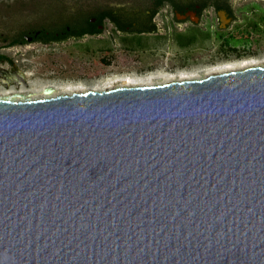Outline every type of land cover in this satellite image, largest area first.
I'll use <instances>...</instances> for the list:
<instances>
[{
  "label": "water",
  "instance_id": "1",
  "mask_svg": "<svg viewBox=\"0 0 264 264\" xmlns=\"http://www.w3.org/2000/svg\"><path fill=\"white\" fill-rule=\"evenodd\" d=\"M43 92L0 96V264H264V66Z\"/></svg>",
  "mask_w": 264,
  "mask_h": 264
},
{
  "label": "flooded vegetation",
  "instance_id": "2",
  "mask_svg": "<svg viewBox=\"0 0 264 264\" xmlns=\"http://www.w3.org/2000/svg\"><path fill=\"white\" fill-rule=\"evenodd\" d=\"M240 1L241 5L236 8L231 0H151L150 8L134 5L126 9L102 10L92 14L78 13L72 24L65 28L41 26L19 30L5 25L1 35L6 31L15 32L14 37H0V65L15 67L19 62L7 54V51L30 45L49 48L63 45L69 40L80 47L88 46L91 41L99 45L107 41L110 46L103 50L109 55L113 54L114 47L122 44L131 55L141 51L147 58L160 59L153 64H145L140 58L136 59L138 66L128 71L135 76L159 69L177 72L240 58L250 54L249 49L239 50L238 45H231L229 40L248 41V38H242L241 35L249 36L253 29L256 31V28L261 27L254 18L256 9L261 10L256 0ZM25 2L27 1L18 0L12 4L2 3L0 12L4 13V10ZM23 6L25 8V4ZM107 26L109 29L105 32ZM206 42H209L211 48L206 49ZM197 44L201 46L194 47ZM216 44L218 47L212 51V46ZM204 51L206 53L203 54ZM106 65H109V61ZM0 84L4 87L8 85L2 81Z\"/></svg>",
  "mask_w": 264,
  "mask_h": 264
},
{
  "label": "rangeland",
  "instance_id": "3",
  "mask_svg": "<svg viewBox=\"0 0 264 264\" xmlns=\"http://www.w3.org/2000/svg\"><path fill=\"white\" fill-rule=\"evenodd\" d=\"M18 0H0V4H12ZM31 1L20 4L0 12V33L4 32L5 25H10V28L26 30L28 28L50 26L53 28H61L71 25L74 17L78 13L92 14L102 10L111 9H126L131 6H147L151 7V0H20ZM234 7L241 5L240 0H231ZM260 5L261 10L256 9V23H260V28L252 30L247 40L230 39L231 45H238L239 50L248 48L250 54L240 58H230L226 61H219L215 64L200 65L192 68L181 69L177 72H168L159 69L155 72H147L145 74L135 76L128 73L129 70L138 66L136 59L144 61V63H158L159 58H147L143 52L139 51L131 55L125 49L124 45H118L113 48V54L109 55L103 48H108L110 44L106 41L105 44H97L90 42L88 46L80 47L74 41H67L60 46H40L30 45L18 50L5 51L7 54L19 62L13 67L8 64L0 65V68L12 72L20 71L25 78L26 86L19 84L15 88L10 84L4 87L0 84V96L9 93L36 94L33 98H44L43 95L37 94L44 88L50 87L55 90L54 95L59 93H72L67 89L83 88L84 92L88 90H104L106 84H111L114 81L138 80L167 77V80H173L175 76L187 75L190 77L199 73H207L211 69L223 68L230 66L232 70L241 69L242 64L246 62H255L256 64L264 63V0H256ZM25 4V8H23ZM25 9V11L23 10ZM238 14V13H237ZM239 16V14H238ZM15 26V27H13ZM109 27L107 26V32ZM15 30L6 31L0 37H14ZM200 40V39H199ZM200 43L201 40H200ZM206 49L211 48L209 42L205 43ZM201 46L197 44L194 47ZM204 46V45H202ZM101 47V48H100ZM218 45L212 46L214 51ZM215 48V49H214ZM241 48V49H240ZM102 49V50H101ZM159 50V49H157ZM196 52V51H195ZM199 52V51H197ZM206 51L203 52V54ZM21 54L22 56H18ZM153 59V60H152ZM159 60V61H158ZM109 61V65H106ZM240 65V66H239ZM193 75V76H192ZM208 76V75H206ZM204 76V77H206ZM172 78V79H169ZM198 79V77L192 79ZM41 89V90H40ZM86 90V91H85Z\"/></svg>",
  "mask_w": 264,
  "mask_h": 264
},
{
  "label": "bare ground",
  "instance_id": "4",
  "mask_svg": "<svg viewBox=\"0 0 264 264\" xmlns=\"http://www.w3.org/2000/svg\"><path fill=\"white\" fill-rule=\"evenodd\" d=\"M255 66H264V63H262V64H256L255 62H246V63L242 64V66L240 68L243 69V68L255 67ZM231 70H232V68L230 66L229 67L228 66H225L223 68H219L218 67V68H215V69H211L210 71H208L205 74L206 75H209V74H217V73L231 71ZM206 75H204V73H199V74H196L195 76L192 75L193 77H190V76H187V75L183 74V75H180V76H175L173 80H167L168 79L167 77L162 78V77H159V76L157 77V79H155V78L138 79V80H125L124 79L123 81H114L111 84H106L104 86V89H111V88H116V87H121V86H142V85H148L149 86V85H154V84H162V83L169 82V81H181V80H185V79L188 80V79H192V78H195V77L203 78ZM16 79L18 81H15L14 82L13 80H16ZM22 79H24V75H21L19 73V71L14 70L11 73H9L8 71L0 68V81H2L4 84H8L7 86H9L10 84H14L15 86H17V85L20 84V82H22ZM169 79H172V78H169ZM47 88H50V87H47ZM45 89L46 88H44L41 92H39L37 94V96L39 94H41V95H43V97H48L43 92ZM50 89L53 90V94L51 95V96H53L55 90L53 88H50ZM71 90H72V92H84V89L83 88L67 89V91H69V92H71ZM61 93H63V92H61ZM61 93H59V94H61ZM9 94H11V93H9ZM17 94H20V93H17ZM32 94H30L31 97L36 96V94H34V95H32ZM69 94H71V93H69ZM3 96H5V95H3Z\"/></svg>",
  "mask_w": 264,
  "mask_h": 264
}]
</instances>
